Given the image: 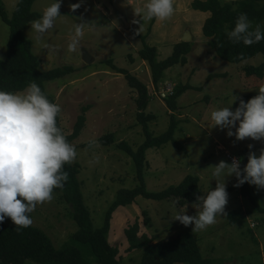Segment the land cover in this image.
<instances>
[{"label": "rangeland", "instance_id": "rangeland-1", "mask_svg": "<svg viewBox=\"0 0 264 264\" xmlns=\"http://www.w3.org/2000/svg\"><path fill=\"white\" fill-rule=\"evenodd\" d=\"M194 1L174 0V15L165 21H154V18L143 19V5L148 0H62L61 15L52 29L41 35L32 29L31 22L25 30L42 71L66 67L75 70L46 83L45 91L61 107V126L66 133H72L79 119L85 116V126L73 143L81 166L78 178L94 228L103 226L107 210L119 190L140 185L133 158L119 147L124 142L136 151L146 139L138 119V94L117 69L127 70L150 89L145 114L154 137L168 130L172 116L178 121L175 138L183 150L168 143L146 152L144 183L148 191L165 190L193 175L199 177L202 195H206L217 183L211 166L220 161L230 164L234 157L241 160V153L249 144L254 145L251 151L257 156L264 147V142L251 138L239 141L235 136L229 137L228 129L222 130L211 120L214 110L231 107L235 111L245 95L259 91L264 80L247 77L244 68L257 66L264 58L259 54L237 64L219 58L211 40L203 33L209 13L194 9ZM18 2L0 0V7L8 18L12 17ZM54 2L37 0L32 11L41 18ZM74 3H81L75 12L70 9ZM137 8L142 10L140 15L135 14ZM78 23H84V35L77 50L70 52L68 45ZM9 32V26L0 17V60L6 57ZM187 32L191 35L186 42L191 51L186 55V64H176L166 70L156 87L151 69L140 58L139 51L144 45L154 46L155 60L161 62L172 54L174 45ZM85 54L92 58L89 64L85 63ZM209 76L213 77L209 79ZM166 81L172 82L175 88L189 85L197 89H189L179 97L173 111L166 100L156 95ZM109 134L113 135L114 142L100 143L99 139ZM224 178L229 194L225 206L227 215H218L216 223L204 230L193 231L194 224L186 227L175 221L178 214L195 215L198 211L194 204L179 205L177 199L154 201L140 197L135 204L118 208L112 216L109 241L118 247L121 263L141 261L143 249L129 250L125 234L137 224L138 239L146 237L151 244L179 233L193 232L202 258L210 264H264V189L250 184V194L244 196L241 186L234 187L238 182L235 175L227 176L225 171ZM231 212L236 213L234 224L229 223ZM28 215L33 221L31 225L43 230L56 247H61L78 229L71 218L70 205L55 189L51 202L38 204ZM4 221L15 225L9 217Z\"/></svg>", "mask_w": 264, "mask_h": 264}, {"label": "trees", "instance_id": "trees-1", "mask_svg": "<svg viewBox=\"0 0 264 264\" xmlns=\"http://www.w3.org/2000/svg\"><path fill=\"white\" fill-rule=\"evenodd\" d=\"M37 0H19L11 18H8L0 7V17L9 26V39L7 43L6 57L0 60V91L17 93L24 91L31 82L35 81L50 102L55 101L46 94L45 85L48 82L63 78L75 70L73 68H56L49 71L41 70V62L33 53L32 42L25 36V30L29 23L40 19V15L32 11L33 4ZM192 7L196 10L207 12L209 16L204 22L203 33L212 42L216 55L224 61L237 64L249 60L259 54L264 58V40L252 45H245L242 41L234 43L227 33L235 27L241 13L247 14L253 28L257 24L264 31V0H205L194 1ZM156 21V18H154ZM191 51L189 43L179 42L173 47L172 54L161 62H157L156 47L144 45L139 51L140 58L151 69L152 82L157 87L164 72L176 64H186V55ZM242 57V58H241ZM117 73L124 74L130 88L137 91L136 100L139 108L138 119L143 126L146 139L136 151L126 143L120 144L134 160L137 170L136 178L140 185L134 189H122L117 192L115 200L107 210L105 222L102 227L94 228L93 219L88 206L85 203L82 184L78 176L81 166L77 156L71 164H65L63 171L68 172V180L63 189L55 190L63 200L71 207V218L78 229L70 236L61 247H56L51 238L41 229L35 226L27 228L17 227L5 221L0 223V264H122L119 258L118 247L111 244L109 234L111 230L112 216L120 207H126L136 203L138 198L146 200L162 201L177 199L178 204H195L197 196L202 195L199 177L188 175L180 184L170 186L159 192L148 191L144 183L146 170V152L160 149L165 144L171 143L178 150L184 147L175 138L178 121L174 116L168 130L158 137H154L149 130L145 111L150 103V89L138 78L127 70L117 69ZM247 77H256L264 80V61L257 66L244 68ZM209 76L208 78H212ZM197 89L189 85L176 87L172 96L164 99L171 108L176 109V100L187 90ZM258 92H252L244 96L247 102ZM239 107V103L237 105ZM152 118V117H151ZM85 116L76 123L72 133H66L61 126L60 114L57 116V126L61 128L67 141L74 145V140L84 128ZM100 143L110 145L114 142L113 135L109 134L99 139ZM249 148L241 153V170L248 162ZM241 193L244 196L250 194V184L241 185ZM229 223L234 224L236 213L231 212ZM146 222L149 219L145 220ZM138 225L134 224L126 230L129 250L143 249L141 261L138 264H210L202 258L196 235L193 232L179 233L156 244L144 237L137 236Z\"/></svg>", "mask_w": 264, "mask_h": 264}, {"label": "clouds", "instance_id": "clouds-1", "mask_svg": "<svg viewBox=\"0 0 264 264\" xmlns=\"http://www.w3.org/2000/svg\"><path fill=\"white\" fill-rule=\"evenodd\" d=\"M61 5L62 0H55L44 10L40 19L31 23L32 29L41 35L52 29L56 18L61 15ZM80 7L81 3L70 5L73 12ZM141 11L137 8L135 14L140 15ZM174 12V0H148L143 5L144 20L156 18L165 21ZM83 28L84 23L75 25V34L68 45L70 52L77 50L79 40L84 35ZM227 35L234 43L242 41L249 46L264 40L261 26L257 24L253 28L245 13L239 15L234 29ZM60 112L61 107L50 102L35 81L22 93L0 91V223L9 217L17 227L31 226L33 221L28 214L38 204L51 202L53 190L63 189L68 180L69 174L63 171V166L71 164L77 152L57 126ZM211 120L222 130L228 129L229 137L235 136L239 141L251 138L264 142V85L259 87L258 95L247 102L241 99L235 111L231 107L214 110ZM253 147L252 144L248 145V162L243 170L240 159L235 157L230 164L220 161L211 166L217 182L215 189L197 196L194 207L198 211L195 215L178 214L175 221L186 227L194 224L193 231H197L215 224L218 215H227L225 206L229 194L225 171L227 176L235 175L237 178L234 187L247 182L264 189V147L260 149L259 156L251 151Z\"/></svg>", "mask_w": 264, "mask_h": 264}, {"label": "built area", "instance_id": "built-area-1", "mask_svg": "<svg viewBox=\"0 0 264 264\" xmlns=\"http://www.w3.org/2000/svg\"><path fill=\"white\" fill-rule=\"evenodd\" d=\"M175 87L173 86L172 82H164L161 87L158 88V92L156 93V95L160 98V99H166L169 96H172L174 93ZM233 159V158H232Z\"/></svg>", "mask_w": 264, "mask_h": 264}, {"label": "water", "instance_id": "water-1", "mask_svg": "<svg viewBox=\"0 0 264 264\" xmlns=\"http://www.w3.org/2000/svg\"><path fill=\"white\" fill-rule=\"evenodd\" d=\"M123 21L125 22V24L127 25V28H128L129 24H127L125 19H123ZM190 37H191V35L189 34V32H187L185 37H184V39L182 41L183 42H189L188 40H189ZM84 59H85V63L86 64H89L91 62V60H92V58L89 55H87V54H85V58Z\"/></svg>", "mask_w": 264, "mask_h": 264}]
</instances>
